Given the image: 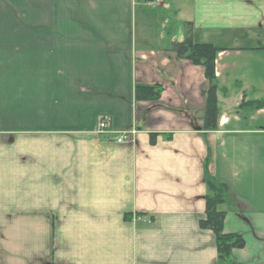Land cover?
Returning <instances> with one entry per match:
<instances>
[{
    "label": "crops",
    "instance_id": "1",
    "mask_svg": "<svg viewBox=\"0 0 264 264\" xmlns=\"http://www.w3.org/2000/svg\"><path fill=\"white\" fill-rule=\"evenodd\" d=\"M220 49L217 127L203 68ZM137 85L160 86L157 102ZM264 0H0V264H264ZM134 131L116 145L95 133ZM226 187L219 262L198 228Z\"/></svg>",
    "mask_w": 264,
    "mask_h": 264
},
{
    "label": "trees",
    "instance_id": "2",
    "mask_svg": "<svg viewBox=\"0 0 264 264\" xmlns=\"http://www.w3.org/2000/svg\"><path fill=\"white\" fill-rule=\"evenodd\" d=\"M187 32L181 42H175L171 46V52L177 62L187 61L194 66H200L204 71V78L208 83L206 92L205 116L203 121L204 131H214L217 127L218 101L217 82L215 78V59L220 49L208 44H196ZM163 89L160 86L137 85L134 89V97L137 101L157 102ZM264 108V101L243 102L239 109L259 110ZM229 200L227 189L224 185L207 181L205 195L204 218L198 222V228L210 231L215 240L217 259L219 262L228 261L232 250L241 249L244 242L240 236L223 234V222L225 213L219 207Z\"/></svg>",
    "mask_w": 264,
    "mask_h": 264
},
{
    "label": "built area",
    "instance_id": "3",
    "mask_svg": "<svg viewBox=\"0 0 264 264\" xmlns=\"http://www.w3.org/2000/svg\"><path fill=\"white\" fill-rule=\"evenodd\" d=\"M110 119L107 116H101L98 120V124L96 127L97 134H113L116 136L115 143L117 145H124L129 144L133 140L134 132L127 131V132H111L109 130Z\"/></svg>",
    "mask_w": 264,
    "mask_h": 264
}]
</instances>
